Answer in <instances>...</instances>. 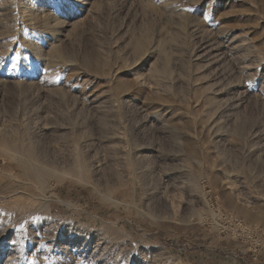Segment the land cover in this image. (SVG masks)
I'll return each mask as SVG.
<instances>
[{"label": "rangeland", "instance_id": "1", "mask_svg": "<svg viewBox=\"0 0 264 264\" xmlns=\"http://www.w3.org/2000/svg\"><path fill=\"white\" fill-rule=\"evenodd\" d=\"M0 71V264H264V0H0Z\"/></svg>", "mask_w": 264, "mask_h": 264}, {"label": "built area", "instance_id": "2", "mask_svg": "<svg viewBox=\"0 0 264 264\" xmlns=\"http://www.w3.org/2000/svg\"><path fill=\"white\" fill-rule=\"evenodd\" d=\"M230 222L234 224L237 228L236 235L239 237L246 239L247 242L251 244L252 247L256 248L257 250L261 251L264 248V229L261 228H246L244 227L243 222L240 218H230ZM258 246L260 248H258Z\"/></svg>", "mask_w": 264, "mask_h": 264}, {"label": "bare ground", "instance_id": "3", "mask_svg": "<svg viewBox=\"0 0 264 264\" xmlns=\"http://www.w3.org/2000/svg\"><path fill=\"white\" fill-rule=\"evenodd\" d=\"M25 2V1H24ZM12 4V3H11ZM9 5V4H8ZM4 6H5V4H4ZM28 6H30L29 4H28ZM6 7V6H5ZM25 7V6H24ZM23 7V8H24ZM32 7V6H31ZM33 8V7H32ZM29 10V9H28ZM28 10H26V11H28ZM32 10H34V9H32ZM32 10H30V11H32ZM40 11V10H39ZM12 12V11H11ZM29 12V11H28ZM44 12V11H43ZM7 13V12H6ZM24 13H25V11H24ZM30 13H34V12H30ZM45 13V12H44ZM26 15H28V13L26 14ZM25 16V15H24ZM26 17H28V16H26ZM52 18V17H51ZM49 20V19H48ZM23 21H25V20H23ZM44 22V21H43ZM57 24V23H56ZM42 27V26H41ZM55 28V27H54ZM57 28H58V26H57ZM37 29V28H36ZM55 32V31H54ZM50 33V32H49ZM24 35V34H23ZM229 36V35H228ZM44 38V37H43ZM224 38V37H223ZM25 39V38H24ZM235 39H236V37H235ZM26 42V41H25ZM225 43V42H224ZM232 43H234L233 42V39H232ZM25 44V43H24ZM28 44V43H27ZM244 44V43H243ZM52 45V44H51ZM230 45V44H229ZM237 45V44H236ZM246 45V44H245ZM142 46V45H141ZM141 46H139V47H141ZM28 47H29V44H28ZM235 47V46H234ZM242 48V47H241ZM45 49V48H44ZM27 51V50H26ZM37 54V53H36ZM48 54H49V52H48ZM57 54V53H56ZM24 56V55H23ZM37 56H39V55H37ZM2 57V56H1ZM40 57V56H39ZM39 57H37V58H39ZM41 57H43V56H41ZM40 57V58H41ZM207 57V56H206ZM39 58V59H40ZM44 58V57H43ZM46 58V57H45ZM47 60V59H46ZM56 60V59H55ZM38 61V60H37ZM48 62V61H47ZM13 66H15V65H13ZM12 67V66H11ZM16 67V66H15ZM15 67H12L13 69L15 68ZM11 69V68H10ZM10 69L8 70V71H10ZM12 71V70H11ZM249 71V70H248ZM1 72V71H0ZM9 74V73H8ZM11 74H12V72H11ZM17 75V74H16ZM14 83V82H13ZM4 84V83H3ZM10 84V83H9ZM24 85V84H23ZM57 86V85H56ZM31 87V86H30ZM31 163H32V161H31ZM32 165H33V163H32ZM119 166V165H118ZM118 168V167H117ZM116 168V169H117ZM137 171V170H136ZM117 173V172H116ZM119 173V172H118ZM38 176V175H37ZM9 229V228H8ZM50 233V232H49ZM55 235V234H54ZM53 235V236H54ZM52 236V235H51ZM33 238V237H32ZM44 238V237H43ZM32 241V240H31ZM45 243V242H44ZM101 243V242H100ZM18 244V243H17ZM102 244V243H101ZM101 244H100V246H101ZM11 245H13V244H11ZM15 245V244H14ZM20 245V244H19ZM25 245V244H24ZM33 246V245H32ZM13 247V246H12ZM24 248V247H23ZM15 249V248H14ZM20 250H22V249H20ZM24 250V249H23ZM17 251V250H16ZM15 251V252H16ZM18 252V251H17ZM17 252H16V254H17ZM24 251H22V253H23ZM21 253V252H20ZM25 253V252H24ZM55 253V252H54ZM66 253V252H65ZM13 254V253H12ZM42 254V253H41ZM11 255V254H10ZM14 255V254H13ZM23 255V254H22ZM25 255V254H24ZM23 255V256H24ZM17 255H15V257H16ZM19 256V255H18ZM37 256V255H36ZM14 256L12 257V258H15ZM49 257V256H48ZM103 257V256H102ZM17 259V258H16ZM15 259V260H16ZM18 259H20L19 257H18ZM17 261H19V260H17ZM9 262V261H8ZM16 262V261H15ZM89 262V261H88ZM88 262H85V264L86 263H88ZM60 263V262H59ZM14 264V263H13ZM61 264V263H60ZM69 264V263H68Z\"/></svg>", "mask_w": 264, "mask_h": 264}, {"label": "snow or ice", "instance_id": "4", "mask_svg": "<svg viewBox=\"0 0 264 264\" xmlns=\"http://www.w3.org/2000/svg\"><path fill=\"white\" fill-rule=\"evenodd\" d=\"M33 264H35V261H33Z\"/></svg>", "mask_w": 264, "mask_h": 264}]
</instances>
